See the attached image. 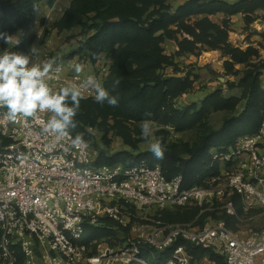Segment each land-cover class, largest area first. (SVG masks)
Masks as SVG:
<instances>
[{"label":"built area","instance_id":"2783aa9c","mask_svg":"<svg viewBox=\"0 0 264 264\" xmlns=\"http://www.w3.org/2000/svg\"><path fill=\"white\" fill-rule=\"evenodd\" d=\"M83 54L79 75L48 48H39L33 59H55L54 88L89 75L103 85L111 63L105 67L99 58L92 63ZM84 96L94 99V92ZM5 111L0 109V135L9 140L0 147V264H150L141 256L144 245L174 246L165 264H215L207 255L198 260L192 252L197 247L223 256L226 264H264V227L233 229L223 219L203 225L168 223L149 215L188 204L213 210V203L222 200L221 207L239 221L234 194L246 212L264 208V118L256 133L240 136L227 149H211L219 171L202 184L185 187L182 176L169 180L159 165L144 160L130 167H97L86 141L72 146L71 132L61 139L43 133L48 114L39 121L21 117L14 124L4 119ZM105 218L128 229L124 241L86 243V224L100 226Z\"/></svg>","mask_w":264,"mask_h":264},{"label":"trees","instance_id":"16d2710c","mask_svg":"<svg viewBox=\"0 0 264 264\" xmlns=\"http://www.w3.org/2000/svg\"><path fill=\"white\" fill-rule=\"evenodd\" d=\"M44 0H0V53L11 48L12 52H27L37 36L30 33L36 25L37 7ZM71 0L60 18L52 24L57 32L70 31L79 27L84 39L79 43L77 53H87L92 63L100 55L111 59L110 71L103 86L110 94L119 97L118 106L107 103L101 105L94 99H82L80 110L75 117L76 127L70 132L76 136L82 134L83 140L95 146L98 156L94 161L97 167L121 164L133 166L144 160L150 166L159 165L167 179L182 176L183 186L202 184L204 179L219 171L218 162H213L210 151L213 148L227 149L243 135L256 133L264 118V87L261 84V71L264 60L250 62L258 51L253 46L240 49L229 41V21L221 24L213 22L209 16L223 13L226 17L244 14L245 22L251 23L253 13L264 8V0H185L172 9L167 0ZM153 7L152 9H149ZM201 16V17H200ZM193 17L195 20L189 22ZM177 29H173L172 26ZM177 32L192 37L179 41V52H194L198 44L218 49L231 57L227 61L229 68L236 63H247L237 83L227 81L231 87L243 89L241 96H225L216 89L204 96L201 102L184 106L177 99L199 78L191 71L185 74L166 75L164 67L174 64V58L163 53L161 43L173 38ZM21 33L19 41L13 45L5 42L6 37ZM72 53L69 57H75ZM119 79L118 87L113 82ZM245 99L243 108L236 114L224 118L218 128L202 133L195 144L169 141L172 127L177 133L197 127L213 111L231 110ZM151 113V117H146ZM152 119L160 129L157 134L163 138L165 154L156 159L151 151L135 153L141 139H134L127 123ZM113 122H110V121ZM93 130L103 133V140L111 130L120 135L125 144L133 150H121L109 153L95 142ZM9 140L0 135V147ZM237 212L242 213V204L238 194L233 195ZM200 206L186 209H164L158 216L168 223H191L203 225L208 217L223 219L233 229H238V218L226 210H205ZM104 224L95 226L86 224L83 235L86 243L95 239H105L111 245L124 241L129 234L111 219L105 218ZM177 244V243H175ZM174 246L158 249L144 245L141 256L150 264H165ZM20 261L23 256L17 247ZM194 256L200 260L204 256L215 264H226L223 256L214 252L193 248ZM129 264H142L133 261Z\"/></svg>","mask_w":264,"mask_h":264},{"label":"rangeland","instance_id":"374dc122","mask_svg":"<svg viewBox=\"0 0 264 264\" xmlns=\"http://www.w3.org/2000/svg\"><path fill=\"white\" fill-rule=\"evenodd\" d=\"M68 1L69 0H64L62 4H59L62 7H57L58 12L62 13ZM184 1L185 0H167V3L170 4L172 9H174L179 4H182ZM131 3H134L136 6H141V2L138 1L134 2V0H131ZM152 8L153 7H150L149 9ZM195 18L197 17H193L189 22H193ZM209 18L213 22L219 24H221L224 19L228 18L230 30V43L240 49H246L248 46H253L254 48H256L258 53L256 56L252 57L250 62L256 63L257 61L264 60V8L259 9L253 13L254 20L251 23L245 22L244 14L242 13L235 14L230 17H226L223 13H217L210 15ZM46 19L47 18L42 17L40 15L39 17L37 16L38 22L36 21L35 30H38L40 26L44 25ZM52 22L47 25L45 35H48L49 33L54 31ZM172 28L174 30L177 29L175 25L172 26ZM80 31V28L77 27L65 32L64 36L60 38L62 40L63 46L61 49H59L60 47L56 46H54L53 48L48 47L49 50H52L57 56H60L63 61H67V65L70 64L69 60L72 58L76 60L74 65H76L77 63L81 65L83 63V60L86 59L84 54H79L76 51L78 49L79 43L81 42V40L84 39V35H82ZM55 32H57V30ZM41 37L43 38L44 36L41 35ZM56 37H59V35H57ZM185 37L192 39V37L186 33L177 32L175 34V37L166 38L161 43L163 53L169 57L172 56L174 58V64L166 66L162 70L164 74L183 75L186 72L191 71L193 74L199 75V78L194 81L193 84L187 89V91H185L177 99V104L179 106H184L193 102L199 103L206 94L216 89H220L225 96H241L243 92V89L241 87H231L226 82L230 81L237 83L238 80L241 78L243 71L249 67V64L236 63L233 65V67L229 68V66L226 65V62L231 61L230 56L223 54L221 50L211 49L202 44H198L194 52H179V41H181ZM15 39H17L16 36L13 37L10 45L13 44V41ZM72 53H75L76 56L69 57V55ZM99 59L103 62V65L105 67L110 65V63L112 62L106 54L100 55ZM260 79L261 84L264 87V69H262L261 71ZM244 103L245 99H243L234 109L213 111L197 127L191 130L180 133L171 130L168 139L172 142H184L189 144H195L202 133L211 128H218L222 124L225 117L238 113L243 108ZM110 122L113 121L111 120ZM127 127L131 131L134 139H141V141L138 143L137 149H134L135 153L149 151V142L142 139L140 135V122L127 123ZM154 127L156 129V137L160 138V136L157 134V131L160 129V127L155 122ZM93 132L95 136V142L100 147H103L104 149L108 150L109 153H114L121 150H133L132 147L124 143L122 137L118 135L115 130H111L108 134V144H106V142L102 138L103 133H101L99 130H93ZM90 147L95 152V156H98V150L95 149L96 147L93 145ZM213 204V207H215L213 210H226L225 208L221 207V205L223 204L222 200H217ZM191 206L198 205L188 204L178 209L184 210L186 208H190ZM162 211L163 210L157 212L149 211V215L153 216V219L155 220H160L158 216L162 214ZM238 216L240 217V220L238 223H236V226L240 229L247 230L252 227H264V208L262 207L251 208L247 212L244 211V209L242 208V213L240 215L238 214ZM209 220L214 221L215 219L209 216L208 221ZM187 224L197 225L193 222Z\"/></svg>","mask_w":264,"mask_h":264},{"label":"clouds","instance_id":"9594fccd","mask_svg":"<svg viewBox=\"0 0 264 264\" xmlns=\"http://www.w3.org/2000/svg\"><path fill=\"white\" fill-rule=\"evenodd\" d=\"M12 38L6 37L5 42L11 43ZM39 55V48L32 45L27 53L5 50L0 53V109H6L4 119L18 124L20 118L39 121L41 114H48L43 122L44 134L61 139L70 137V130L77 125L75 117L80 110V102L85 98V91L94 92V100L104 105L118 106L119 97L110 94L100 81L89 75L79 82H65L59 88L51 84V74L58 71L55 59H45L35 62L34 57ZM79 75L82 65L74 66ZM120 81L113 82V89L118 87ZM151 117V113H146ZM154 121L145 118L140 122L141 138L149 142V150L154 158H164L165 147L163 138L155 135ZM72 146L84 144L82 134L71 139Z\"/></svg>","mask_w":264,"mask_h":264},{"label":"crops","instance_id":"0c3cea01","mask_svg":"<svg viewBox=\"0 0 264 264\" xmlns=\"http://www.w3.org/2000/svg\"><path fill=\"white\" fill-rule=\"evenodd\" d=\"M70 1L71 0H69L68 3L65 5L62 13L58 12L57 7H62L59 4H62V2H64V0H44L41 3H39V5L37 7V16L39 17V15H40V16L45 17L47 19L45 20L44 25H42V26L39 25L40 28H38V30H35L36 29V25H35V28L32 30L33 32L32 31L30 32V33H34L37 35V38H36L35 42L33 43V45H36L38 48H48V47L53 48L54 46H56V47H60L59 49H61L63 47L62 46V40L60 38H62L64 36V33L67 31H63L60 33L58 32V34H57V32H55L56 29H53L54 30L53 32L49 33L48 35H45V30L47 29L46 27L48 24H50L52 21L54 22L55 20H57L58 18L61 17L64 10L68 7ZM53 22H52V24H53ZM41 35H43L44 37L42 38ZM57 35H59V37H56ZM14 36H16L17 39H15L13 41V44H15L19 41V39L21 37V33L13 35L12 39ZM85 54L88 55L87 53H85ZM69 62H70V64L68 65V67H74L76 60L72 58L69 60Z\"/></svg>","mask_w":264,"mask_h":264}]
</instances>
